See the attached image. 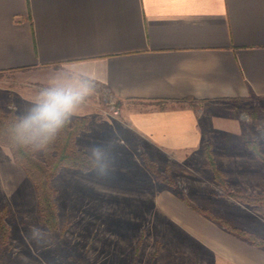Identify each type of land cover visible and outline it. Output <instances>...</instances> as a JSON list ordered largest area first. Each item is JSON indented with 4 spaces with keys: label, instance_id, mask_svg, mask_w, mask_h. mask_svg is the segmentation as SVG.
I'll use <instances>...</instances> for the list:
<instances>
[{
    "label": "crops",
    "instance_id": "obj_1",
    "mask_svg": "<svg viewBox=\"0 0 264 264\" xmlns=\"http://www.w3.org/2000/svg\"><path fill=\"white\" fill-rule=\"evenodd\" d=\"M5 71L55 86L86 80L118 100L122 119L148 145L202 153L207 139L216 162L221 155L247 169L255 157L235 106L264 103V0H0ZM5 173L23 198L25 175ZM215 254L213 264H264L262 250Z\"/></svg>",
    "mask_w": 264,
    "mask_h": 264
},
{
    "label": "rangeland",
    "instance_id": "obj_2",
    "mask_svg": "<svg viewBox=\"0 0 264 264\" xmlns=\"http://www.w3.org/2000/svg\"><path fill=\"white\" fill-rule=\"evenodd\" d=\"M19 72L0 73V98L5 105H16V112L31 109L29 100L36 106L41 92L55 86ZM48 72L40 73L48 78ZM235 107L244 145L255 141L264 153V103L244 99ZM79 115L88 118V130L76 135V143L95 166L86 172L61 167L50 180L54 230L39 216L32 181L7 146L0 150V183L6 181L0 211L9 228L0 251L2 264H213L219 251H264L208 216L264 238V204H244L224 192L264 195V163L253 150L245 145L255 160L238 170L224 156L216 162L212 142L205 140L225 187L213 177L204 147L202 153H182L148 145L122 119L118 100L106 92L91 90L70 120ZM17 171L27 179L23 198L15 194L20 184L4 176ZM165 178L175 187L167 186Z\"/></svg>",
    "mask_w": 264,
    "mask_h": 264
},
{
    "label": "trees",
    "instance_id": "obj_3",
    "mask_svg": "<svg viewBox=\"0 0 264 264\" xmlns=\"http://www.w3.org/2000/svg\"><path fill=\"white\" fill-rule=\"evenodd\" d=\"M20 119L12 110L3 112L0 108V144L10 149L13 160L23 168L27 177L32 181L35 188L39 216L49 229L54 230L56 226V204L53 199L55 192L51 187L50 180L61 167L86 172L95 166L94 158L79 148L76 143V135L81 131L88 130V118L79 115L69 120L57 132L55 137L43 147H36L34 144L25 143L22 140L16 127ZM245 145L253 150L256 156L264 163V153L258 149L255 141L245 140ZM210 146L208 141L204 143L206 163L212 168L213 177L222 186L226 187L223 176L213 163ZM37 150H39V153L36 152ZM146 163L147 165L152 164L148 160H146ZM152 173L159 179V176L154 171ZM164 182L170 188L175 187L172 180L168 178H165ZM224 192L227 194L231 193V196L244 204H264V195L243 196L240 192H230L225 188ZM4 216V212L0 211V251L3 250L7 242L9 232V228L4 222ZM208 216L218 221L238 238L245 240L253 246L264 248V238L257 237L244 229L230 226L221 217Z\"/></svg>",
    "mask_w": 264,
    "mask_h": 264
},
{
    "label": "clouds",
    "instance_id": "obj_4",
    "mask_svg": "<svg viewBox=\"0 0 264 264\" xmlns=\"http://www.w3.org/2000/svg\"><path fill=\"white\" fill-rule=\"evenodd\" d=\"M91 90L86 80H72L41 92L37 105L16 126L22 140L43 147L66 125Z\"/></svg>",
    "mask_w": 264,
    "mask_h": 264
}]
</instances>
